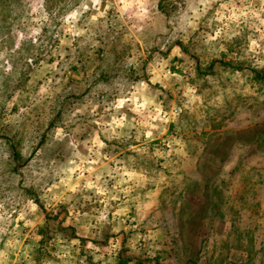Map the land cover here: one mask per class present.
<instances>
[{
	"label": "rangeland",
	"instance_id": "374dc122",
	"mask_svg": "<svg viewBox=\"0 0 264 264\" xmlns=\"http://www.w3.org/2000/svg\"><path fill=\"white\" fill-rule=\"evenodd\" d=\"M90 263L264 264V0H0V264Z\"/></svg>",
	"mask_w": 264,
	"mask_h": 264
},
{
	"label": "trees",
	"instance_id": "16d2710c",
	"mask_svg": "<svg viewBox=\"0 0 264 264\" xmlns=\"http://www.w3.org/2000/svg\"><path fill=\"white\" fill-rule=\"evenodd\" d=\"M209 197V196H208ZM215 205V204H214Z\"/></svg>",
	"mask_w": 264,
	"mask_h": 264
},
{
	"label": "crops",
	"instance_id": "0c3cea01",
	"mask_svg": "<svg viewBox=\"0 0 264 264\" xmlns=\"http://www.w3.org/2000/svg\"><path fill=\"white\" fill-rule=\"evenodd\" d=\"M91 264V263H90Z\"/></svg>",
	"mask_w": 264,
	"mask_h": 264
}]
</instances>
